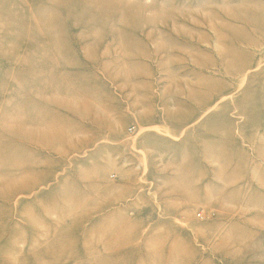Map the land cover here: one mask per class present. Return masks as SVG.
<instances>
[{
	"label": "rangeland",
	"instance_id": "374dc122",
	"mask_svg": "<svg viewBox=\"0 0 264 264\" xmlns=\"http://www.w3.org/2000/svg\"><path fill=\"white\" fill-rule=\"evenodd\" d=\"M0 264H264V0H0Z\"/></svg>",
	"mask_w": 264,
	"mask_h": 264
}]
</instances>
